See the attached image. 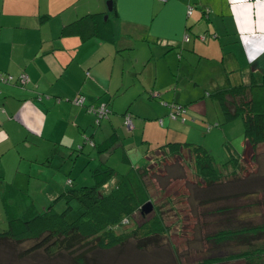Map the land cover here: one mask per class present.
<instances>
[{
    "label": "crops",
    "instance_id": "crops-1",
    "mask_svg": "<svg viewBox=\"0 0 264 264\" xmlns=\"http://www.w3.org/2000/svg\"><path fill=\"white\" fill-rule=\"evenodd\" d=\"M189 8L190 15H186ZM96 14L108 21L112 43L99 38L93 22L81 20ZM184 35L188 36L186 42ZM137 39L179 49L178 59L191 53L213 61L223 73H234L239 83L264 78V0H0V73L12 77L24 74L28 79L23 86L0 85V156L11 148L16 154V148H35L37 140L47 147H75L79 131L85 135L91 122L85 109L72 103L77 96L96 106L111 89L118 90L121 98L127 92L129 102L118 124L133 101L152 100L150 92L159 100L179 102L176 94L169 98L166 90L172 82L174 68L170 65L175 58L160 60L165 70H156L151 78L142 80L140 74L147 71L144 68L153 53L132 54ZM117 41L120 43L115 44ZM105 44L112 45L114 53L126 52L121 64ZM141 60L145 63L139 66ZM106 64L109 81L105 80ZM124 75L129 76V85L120 82ZM111 81L116 82L112 85ZM94 136L89 140L97 146ZM245 149L246 145L241 155ZM4 179L0 174L1 210L5 219L20 218L27 207L17 214L14 206L8 210L4 203L21 191L12 185L13 178L10 182ZM215 250L212 255L216 258L230 251Z\"/></svg>",
    "mask_w": 264,
    "mask_h": 264
},
{
    "label": "rangeland",
    "instance_id": "rangeland-1",
    "mask_svg": "<svg viewBox=\"0 0 264 264\" xmlns=\"http://www.w3.org/2000/svg\"><path fill=\"white\" fill-rule=\"evenodd\" d=\"M119 43L117 41L115 44ZM147 44L150 46V51L146 48ZM104 46L107 47V51H111L113 58L116 56V63L121 64L124 61L122 58L125 51L114 53L112 45L105 44ZM164 46V43L137 39L136 49L132 51V54L136 53L138 57H141L142 53H153L152 60L144 68V71H147L140 74L142 80L151 78L156 70H165V66L160 63V60L175 58V62L170 65L174 68L172 82L167 85L166 90L169 92V98L172 93L176 94L180 103L165 98L163 99L165 101L158 98L154 101L138 98L129 105L126 113L132 126L127 129L123 125L124 116L120 117L119 124L117 120L122 110L124 111L128 105L129 101L126 97L128 93L126 92L125 96L121 98L118 90L111 89L110 94L105 92L103 98L100 99L102 101H97L96 105L97 107L105 106L106 100H108L105 107L109 112L104 113L99 123L100 126L95 124L93 116L87 113L91 117L89 129L85 135L79 131L80 137L77 141L79 143L75 147L71 149L61 146L47 147L43 142L35 139L40 142L34 143L35 148H16L18 154L11 148L7 153L1 154L0 174L5 177L6 182H10L13 178L12 185L21 191L15 192L12 194L13 196L10 195L12 196L9 198L10 200L4 203L5 206H8V210H12V206H14L17 214H20L27 207V209L34 208V211L39 214L51 206L56 213H61L67 206L64 197L60 194L68 192L71 188L78 190L79 187L93 186L92 174L98 167L111 168L114 172L99 187L101 194H108L115 186L119 175L127 172L128 168L139 167L146 162H157L160 153L156 151V148L167 142L187 143L201 147L206 150L219 171L226 167L224 163L231 156L238 157L242 154L245 145L240 117L225 120L219 110L217 99L210 95L216 87L238 84L239 81L236 82L234 79V73H223L219 64L204 60V58L198 59L196 54H182V58L178 59L179 49L173 51L169 46ZM77 52L81 53L82 51ZM143 63L145 62L141 60L139 66H142ZM106 65L108 68V64ZM176 70L179 71V75ZM109 72L108 68L106 81L111 78ZM128 80L129 76L124 75L120 82L129 85ZM116 81H111V84L113 85ZM85 89H88V86H85ZM186 100L188 101L186 102ZM164 104L166 105L164 106ZM175 105L185 109L183 122H180L179 119L171 120L168 116L169 108H175ZM82 107L86 111L87 104L84 103ZM70 125L76 129L73 123ZM93 133L95 134V145L105 140L109 141V137L112 136V145L106 152L96 153L94 145L88 143L89 137ZM245 151L244 158L241 160L243 168L238 171L236 177H239V181L243 178L251 179L249 177L253 175L263 177L264 148L258 152L257 166L249 161L250 153L246 149ZM181 153L182 157L168 158L164 162L160 161L161 164L158 166L152 165L148 175L150 198L155 209L157 208V212L162 214L165 226L172 229L171 234L159 238L156 245L148 244L143 248L144 251L140 252L133 247L132 240L107 251L95 250L84 257L85 264H171V261L175 264L171 255V245L176 248L179 264H200L201 258L212 256L211 249L217 248L211 243H203L202 240L205 235H212L219 229L215 224L217 219L212 216L214 220L212 218L211 223L208 220L205 223L206 218L202 214L211 212L213 206L217 207L216 204L220 205L219 195L229 193L232 189L227 185H223L225 187L220 185L219 195L215 187L212 192L207 190L196 174H191L188 169L194 162L191 153L188 150H182ZM123 156L128 159V163L123 161ZM247 186L251 188L248 183ZM208 199L214 200L208 203ZM197 202H201L199 209H196ZM238 204H240L239 201ZM169 205L172 206L171 209ZM68 206L70 209L65 213L64 218L67 223L75 220L80 213L75 199L69 200ZM263 215L259 213L256 218L254 216L251 219L253 224L262 222ZM144 216L142 218L138 213L134 215V221L137 224L135 226L148 218L150 213ZM199 216L202 217L201 225H206L204 228L199 227L197 222L195 226L194 219H199ZM186 217L187 220H185ZM197 226L198 228H196ZM4 229H6L5 212H2L0 204V230ZM129 230V226L123 229L125 232ZM183 230L185 232H182ZM27 239L19 244V249H25L33 244L32 240ZM164 250L167 251L169 261L163 257ZM161 251H163L162 254ZM81 252L82 250L79 248L71 250L70 254L55 250L50 258H47L39 249L31 252L28 257L35 264H75L74 258ZM11 262L9 263L17 264Z\"/></svg>",
    "mask_w": 264,
    "mask_h": 264
},
{
    "label": "trees",
    "instance_id": "trees-1",
    "mask_svg": "<svg viewBox=\"0 0 264 264\" xmlns=\"http://www.w3.org/2000/svg\"><path fill=\"white\" fill-rule=\"evenodd\" d=\"M101 17L102 14L86 15L81 20L87 19L93 22L92 29L99 38L106 43H112V33L108 21L103 22ZM210 95L217 99L219 110L225 120L240 117L246 150L250 153L249 161L257 166L258 152L264 148V78L260 82L251 79L247 83L240 82L235 85L227 84L216 87ZM157 97L155 92L149 93V98L152 100ZM105 106H107L106 103ZM87 107L96 106L92 104L91 106L87 105ZM177 107L182 109L185 114L184 107L175 105V108L168 107L169 117L171 114L176 115ZM105 110L109 112L106 107ZM126 113L123 115H127ZM93 119L95 123V116ZM175 119L182 122L180 117L171 120ZM111 140L112 138H109V141L105 140L94 146L96 153L106 152L112 145ZM182 150H188L191 153L194 162L192 167H188V169L191 174H196V177L201 180L207 190L212 192L215 187L218 194L220 185L222 187L227 185L232 189L229 193L218 194L220 197L218 202L220 201L221 204H216V208L213 206L211 212L202 214L206 218L205 223L207 220L211 223L213 217L217 219L215 224L219 228L212 235L204 234L203 243H211L212 246L223 250L230 249L231 252L229 251L227 255H223L221 258H216L211 253V257L201 258L200 264L228 262L264 264V219L262 222L257 220V224H253L251 221L259 213L264 214V176L256 177L253 175L249 177L251 179L245 180L243 178L239 181L240 179L236 177V174L243 168L241 160L244 158V153L238 157L231 156L224 163L226 167L219 171L206 150L193 144L178 142H167L158 146L156 151L160 153V157L157 159L158 161L156 160L157 162H146L139 167L128 168L127 172L119 175L115 186L108 194H101L99 187L114 172L111 168L98 167L92 174L93 186L79 187L78 190L71 188L68 192L60 194L64 197L67 206L63 212L56 213L51 206H48L39 214L34 211V208H28L20 218L7 217L5 219L6 229L0 230V264H8L11 261V263L17 264H35L28 257L31 252L40 249L45 257L50 258L55 250L70 254V251L75 248H79L82 252L74 258V263L85 264L84 257L87 254H91L95 250L107 251L127 244V241L130 240H132L133 247L139 252L144 251L143 248L148 244L156 245L158 239L170 235L172 229L165 226L162 214L157 212V208L155 209L150 198L148 175L151 169L149 168L155 164L158 166L161 164L160 161L164 162L168 158L182 157ZM123 161L128 163V159L124 156ZM247 183L251 188L247 186ZM71 199L76 200L80 213L75 220L67 223L64 218L65 213L70 209L68 203ZM213 200L208 199L207 201L211 203ZM147 202L153 210L147 213H150L148 218L135 226L137 224L134 221V215L138 213L140 217H145L144 215L147 214L141 212V207ZM200 205L201 202H197L196 209H199ZM169 208L171 209L172 206L169 205ZM201 218V216L199 219L193 218L194 223L195 226L197 222L199 227L204 228L206 225H201ZM187 219L186 217L185 220ZM127 226L130 230L128 232L123 231ZM26 238L32 240L33 244L25 249H19V244ZM170 247L175 264H179L176 248L173 245ZM213 250L215 248L211 249V252ZM166 252L163 257L169 261ZM162 253L163 251H161ZM170 263L174 264L172 261Z\"/></svg>",
    "mask_w": 264,
    "mask_h": 264
},
{
    "label": "built area",
    "instance_id": "built-area-1",
    "mask_svg": "<svg viewBox=\"0 0 264 264\" xmlns=\"http://www.w3.org/2000/svg\"><path fill=\"white\" fill-rule=\"evenodd\" d=\"M190 8L186 10V15H190ZM203 40V37H200ZM183 41H188V36L184 35L183 37ZM28 79L24 74H20L19 76H17L16 78H13L10 75L7 74H2L0 73V85H9L13 82H17L20 86L25 85V83H27ZM75 106H83V98L80 96H77L73 102H72ZM86 112L91 114L92 116H95V123H99V120H101L103 118V115L105 112H107L105 110V106L101 105L99 107H86ZM176 117H180L181 121H184V111L182 109H180L179 107L176 108V115L171 114L170 118L174 119ZM123 125H125L127 127V129H130L132 126L130 125V118L128 115L124 116L123 119ZM88 143L91 145L92 143L90 141H88Z\"/></svg>",
    "mask_w": 264,
    "mask_h": 264
},
{
    "label": "water",
    "instance_id": "water-1",
    "mask_svg": "<svg viewBox=\"0 0 264 264\" xmlns=\"http://www.w3.org/2000/svg\"><path fill=\"white\" fill-rule=\"evenodd\" d=\"M106 10H107V12H110V10H111L109 3L106 5ZM105 19H106V15L103 16V20H105ZM149 211H151V205L147 202L141 207V212L144 214H147Z\"/></svg>",
    "mask_w": 264,
    "mask_h": 264
},
{
    "label": "flooded vegetation",
    "instance_id": "flooded-vegetation-1",
    "mask_svg": "<svg viewBox=\"0 0 264 264\" xmlns=\"http://www.w3.org/2000/svg\"><path fill=\"white\" fill-rule=\"evenodd\" d=\"M124 116V115H123Z\"/></svg>",
    "mask_w": 264,
    "mask_h": 264
}]
</instances>
